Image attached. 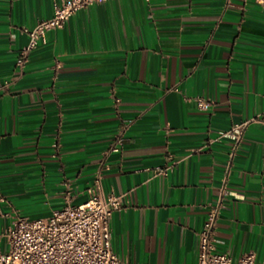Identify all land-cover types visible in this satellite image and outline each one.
I'll return each instance as SVG.
<instances>
[{
  "label": "crops",
  "instance_id": "1",
  "mask_svg": "<svg viewBox=\"0 0 264 264\" xmlns=\"http://www.w3.org/2000/svg\"><path fill=\"white\" fill-rule=\"evenodd\" d=\"M54 0H0V249L16 217H49L103 192L123 264H198L199 232L231 161L217 248L264 264V4L107 0L76 11L17 58ZM211 101L204 110L196 98ZM127 125L124 144L111 151ZM169 167L166 174L160 169Z\"/></svg>",
  "mask_w": 264,
  "mask_h": 264
},
{
  "label": "built area",
  "instance_id": "2",
  "mask_svg": "<svg viewBox=\"0 0 264 264\" xmlns=\"http://www.w3.org/2000/svg\"><path fill=\"white\" fill-rule=\"evenodd\" d=\"M107 0H54L53 15L40 20L33 28H24L28 34V43L21 48L17 58V74L13 81L19 80L25 73V67L33 49L46 42L49 30L62 28L70 17L86 5ZM246 1V0H244ZM264 4V0H256ZM199 109H207L211 101L203 96L196 98ZM248 121L233 125L221 133L233 140L224 171V184L214 204H211L207 220L199 232L198 264H256L253 251L244 253L237 262L230 255L217 248V220L225 207L227 179L231 172V161L239 147L248 125ZM128 126L124 125L111 146V151H119L124 144V134ZM169 167L158 171L166 174ZM66 202L55 209L49 217L30 219L18 216L7 229L5 235L8 248L0 249V264H123L113 250L111 238V217L123 206V197L105 194L102 188L101 174L98 172L94 184L87 188L88 197L79 204L72 203L69 183L65 182ZM128 264V263H126Z\"/></svg>",
  "mask_w": 264,
  "mask_h": 264
}]
</instances>
